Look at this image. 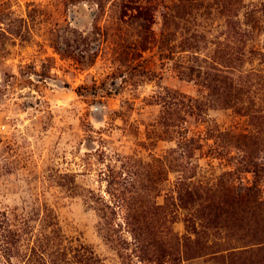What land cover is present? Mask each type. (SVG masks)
Instances as JSON below:
<instances>
[{
    "label": "rangeland",
    "instance_id": "rangeland-1",
    "mask_svg": "<svg viewBox=\"0 0 264 264\" xmlns=\"http://www.w3.org/2000/svg\"><path fill=\"white\" fill-rule=\"evenodd\" d=\"M0 264H264V0H0Z\"/></svg>",
    "mask_w": 264,
    "mask_h": 264
}]
</instances>
